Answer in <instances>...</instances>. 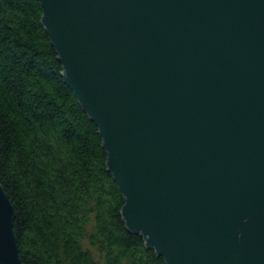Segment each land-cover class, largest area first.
<instances>
[{
	"label": "water",
	"instance_id": "1",
	"mask_svg": "<svg viewBox=\"0 0 264 264\" xmlns=\"http://www.w3.org/2000/svg\"><path fill=\"white\" fill-rule=\"evenodd\" d=\"M123 216L166 264H264V0H39ZM0 183V264H24Z\"/></svg>",
	"mask_w": 264,
	"mask_h": 264
},
{
	"label": "trees",
	"instance_id": "2",
	"mask_svg": "<svg viewBox=\"0 0 264 264\" xmlns=\"http://www.w3.org/2000/svg\"><path fill=\"white\" fill-rule=\"evenodd\" d=\"M39 0H0V183L24 264H166L130 232L95 122Z\"/></svg>",
	"mask_w": 264,
	"mask_h": 264
}]
</instances>
